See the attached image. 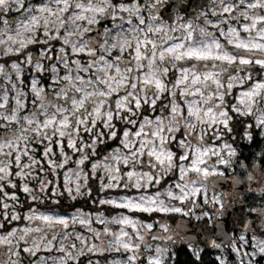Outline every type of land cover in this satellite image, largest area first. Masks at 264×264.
<instances>
[{"label": "snow or ice", "instance_id": "1", "mask_svg": "<svg viewBox=\"0 0 264 264\" xmlns=\"http://www.w3.org/2000/svg\"><path fill=\"white\" fill-rule=\"evenodd\" d=\"M13 2L22 17L18 27L0 28V58H16L10 65L16 81L30 70L27 65L37 76L29 81L27 92L21 90L11 97L0 86V246H7L16 257L21 252L36 256L44 247L49 257L41 258V264H48L53 251L61 257L53 258L52 264H69L87 254L112 250L131 253L127 264H136L143 254L142 233L156 240L164 238L151 236L156 227L165 233L170 230L158 221L142 223L121 213L109 223L129 226L131 231L123 227L118 233L108 227L103 233L90 229L91 235L85 238L64 230L76 224L103 225L102 216L93 220L79 210L72 216H61L52 214V209L40 212L32 205L27 215L15 211L18 195L10 189L29 194L35 202L40 196L33 194L28 181H36L41 194L56 191L59 195V188L49 187L54 182L41 178L40 172L52 174L70 162L78 167L67 174L68 183L60 188L72 199L88 194L82 191L81 173L90 165L85 181L98 169L112 181L102 183V190L145 189L166 183L164 177L170 173L175 178L164 193L156 190L153 195L100 200V204L132 213H162L161 219L173 223L175 216L168 214L191 216L197 197L223 208L219 196H207L204 184L209 177L224 175L216 164H231L223 153L233 157L236 152L229 144L216 147L204 141L209 133L215 140L222 139L225 132L232 131L231 123L238 116L254 117L256 126L264 128V76L248 72L249 66H258L264 73V0H205L207 7L201 5L204 10L198 13L204 26L180 22L183 18L178 17L175 27L148 26L142 14V10L158 9L165 0H136L134 6L114 0H38L31 7V0H0V24H7L2 12L11 11ZM120 12L139 18L125 25ZM117 20L120 22L112 23ZM102 21L110 24L100 34L102 42L86 39ZM175 31L180 35L169 34ZM36 45L40 48L34 61L29 49ZM41 72L50 74V85L42 86ZM0 78L13 81L5 63H0ZM12 88H16L15 81ZM237 90V102L229 103L227 98ZM13 102L15 107L9 109ZM247 138L252 139L250 133ZM109 140L116 147L100 156ZM69 150L78 158L73 159ZM211 157L216 161L209 166ZM145 160L150 170L139 171ZM16 177L26 181L22 188ZM165 200L182 206H170ZM25 221L36 222V226L6 229V225ZM33 233L39 234V242L33 238L28 247L19 244L27 243L26 238ZM100 235L111 237L108 248L93 243ZM64 237L71 241L66 246ZM239 239L248 243L243 236ZM17 247L20 251L14 250ZM73 249H77L76 255ZM155 251L159 255L149 258L147 264H163L167 250L157 247ZM236 251L245 264L243 256L248 253L239 247ZM256 252L264 255V240L256 241Z\"/></svg>", "mask_w": 264, "mask_h": 264}, {"label": "rangeland", "instance_id": "2", "mask_svg": "<svg viewBox=\"0 0 264 264\" xmlns=\"http://www.w3.org/2000/svg\"><path fill=\"white\" fill-rule=\"evenodd\" d=\"M169 0H165V3L160 5L158 9L153 10L151 12H148L146 10H142V14L145 17L146 24L148 26H155V25H162V26H168L171 25L172 27H175L177 24V18L182 17L183 19L180 22H192L193 24L197 26H204L203 19L197 14L196 17H186L185 15L178 13L176 14V17L174 21L171 23L168 20L164 19L161 15V8L167 4ZM114 2H122V3H128L131 2L133 6L136 3V0H114ZM38 0H31L29 3V7H31L32 4H37ZM11 11H3L2 16L3 19L7 21V24H0V28H3L7 30L8 28L12 27H18L20 19L22 17V13L17 12V6L15 3H10ZM201 12V11H200ZM119 16H122L123 22L125 25H127V22L129 20L135 22L139 17L135 15H130L128 13L120 12ZM156 16L157 19L153 21L150 17ZM110 20V17L107 18ZM120 21H112V23H119ZM108 27H110V24L107 22H103L101 25H96L93 28V32L86 36V39L93 40L95 39L97 43L102 42L103 36L100 35L103 33ZM173 36L180 35L179 31L171 32L169 33ZM59 44L56 45L57 48H59ZM231 46H229L230 48ZM39 45L31 46L29 49V54L33 57V60L37 58L39 54ZM259 55V53H258ZM15 57H12L9 59L8 57L0 58V63H5V67L9 71V73L12 74L13 81L16 82V88H12V82L8 79L0 78V86L3 87L4 91L7 92L9 97L16 95L18 91H24L27 92L28 88L30 87L29 81L37 76L36 72L32 70L31 65H27L26 67L30 69L29 71H25L19 81L15 80V73H12V70L10 68V65L13 61H15ZM43 59V58H41ZM88 59H91L90 57ZM20 60H23V56L20 57ZM44 63L47 65L51 62L44 61ZM231 71V69H230ZM248 72L255 76H264V73L260 72L258 66H249ZM236 75H241V73H234ZM39 77L41 79L42 86H47L52 83L49 76H46L45 73L41 72L39 74ZM238 90L235 92V94L230 95L227 100L229 103L235 104L236 96L238 95ZM49 99H52L50 96ZM166 103V101H165ZM9 109L15 107L14 102L8 105ZM26 114V113H25ZM148 115H155V113H147ZM260 114L259 108L257 109V115ZM241 119V121H238V123H234V120L231 123V132H225L223 134L222 139L215 140L213 139V134L209 133L208 136L205 137V143L209 145H213L216 147H221L223 144H229L232 146V148L236 152V156L229 157L227 153L224 154L225 159H231L230 165H220L216 164V168L223 172L224 175L222 177H209L208 180L204 184V189L207 193V196L209 198L213 196H219L221 198V203L223 204V208L221 209L219 206L214 205L212 202H201L199 197L196 198V204L193 206L192 209V215L187 216V218L195 219V220H207L209 224L212 226V229L214 228L215 221L219 219L221 216V211L223 209H227L230 204L233 202L236 203L238 200H243L246 202V208L248 215L258 221H261V224L257 227L246 228L244 230H237L233 234L232 240L228 242H220L216 243V245H219V247H216V245L213 247V251L215 252V255L217 259L219 260V264H241L242 256L241 254L237 253L236 248L239 247L242 249L243 252L248 253V255L243 256V260L245 261V264H264V255L259 254L256 252V241L257 240H264V156L260 155V157H254L250 159V162L247 160H244L240 149L238 148L239 142H235L234 139H236V135L234 133L235 129H243L244 131V137L248 140V142H251L252 139L247 138V134L250 133L253 138V131H258L259 138H264V128H260L256 126V120L254 117L251 116H238V119ZM118 126H122L120 122H117ZM249 125H252L249 127ZM84 140H88V136L84 137ZM195 143V141H193ZM263 145V144H262ZM116 147V144L113 143V141L109 140L107 141V145L104 146L102 151L100 152V156H105L111 153L112 149ZM174 150L176 149V146L173 145ZM264 149V145H263ZM37 150V155H38ZM69 155L72 156L73 159H77L75 153H72L69 150ZM57 159L60 160V162L63 161L62 157H57ZM216 161V157H211L209 160V166H212V164ZM87 163V162H86ZM78 166L74 163H69L66 165L64 169H58L53 170L52 174L45 175L44 172H40V177L47 179L49 181H53V184H50L49 187L51 188H59V191L61 194H57L56 191L52 192H45L41 194L39 192V185L36 181H28L30 187L33 188V194L40 196V199L37 201H33L31 199V196L29 194L23 193L22 191H17L16 189H10V191H16L18 195V203L16 205L15 211L18 212L21 215H27L28 214V208L29 205H32L34 208H38L40 212L47 213L48 209H52V214L61 215V216H72L79 212L83 213L86 216L91 217L93 220L97 216H102L105 220V224L101 225L99 222L91 223L89 226H82L79 224L71 225L69 229H66L64 231H75L77 235H84L85 238L89 237L91 235L90 229L96 230L100 233H103V228L108 227L110 228L111 232L118 233L120 229L123 227L128 231H131L129 226H123V225H117L114 223H109L113 217H118L121 213L125 215H129L132 219L142 222V223H153L158 221L160 224H166L169 226L168 232H163L159 227H156L152 232L151 236H158V237H164L163 239H151L150 235L147 232H143L142 234L145 236V240L142 244L143 254L139 256L138 260L136 261V264H147V261L149 258L156 257L159 255L156 253L155 249L157 247L161 249H166L167 251L163 255V264H173V258L175 257L176 248L180 245H186L189 250L193 251L195 254L199 253V251L204 248L202 244L200 246H197L196 243H188L187 239L185 237V233L177 229L169 219H161V216L159 214L162 213H142V212H135L132 213L130 210L127 209H119L116 208L113 205L109 204H100V200H107V199H113L120 201L125 197L129 198H136L140 195H153L156 190H159L161 193H164L166 189L170 188L172 184L175 182V178L173 177V174H168L164 177V181L161 184H156L154 187L145 188V189H136V188H112V189H101L102 183H112V181L108 180L103 173V170L98 169L97 172L92 173L91 177L85 181L84 173H87L90 171V165L88 167L84 168V172L81 173V181L84 182V188H82L83 192H87V195H81L78 196L76 199H72L69 197V195L64 192L63 188H60V185L67 184L68 181L66 179V176L68 173H70L73 169H76ZM84 167V166H79ZM139 171L147 172L149 171V167L147 166V161L145 160V164L142 167L138 168ZM39 171V170H37ZM152 171H155L152 169ZM172 177V178H170ZM251 177V179H249ZM195 178V177H193ZM229 179V180H235V179H242L246 185L249 186V190H247L245 193H241L239 195H236L234 191L227 190L225 188H222L214 183L217 179ZM16 179L21 188L23 184L26 182L25 180H21L20 178L16 177ZM75 180V178H73ZM227 183V182H226ZM228 185V183H227ZM233 188H237L236 185H233ZM178 191V190H177ZM161 199H164V196H161ZM11 203V201H9ZM165 203H168L170 206H182V204L175 200H165ZM187 210V209H185ZM204 213H208L207 216H204ZM176 216H182V214H173ZM197 217H200L197 219ZM34 227L36 226V222H33L29 224L27 221H25L23 224H20L19 222H14L13 225H6V229L10 227ZM59 227V226H58ZM215 229V228H214ZM19 235V233H18ZM171 237V239H168L167 237ZM243 236L248 240V243H243L240 241V237ZM35 238L39 242V234L33 233L30 236H28L27 243L24 241H19V244L23 247H28L32 243V239ZM74 239V238H73ZM111 237L107 235H100L99 238L94 239L93 243L98 246L101 249L108 248L109 247V241ZM71 241L64 237V245L66 246ZM148 245V247H144V245ZM60 245H58L59 247ZM80 245L77 243V249H79ZM212 248V247H211ZM77 249H73V255H76ZM15 251H20V248L17 247L14 249ZM256 253V254H253ZM131 253H125L124 251H102V252H95L92 254H87L84 256L79 257L77 260L70 261L69 264H115L116 261H120L121 264H127V257ZM43 257H49V253L46 248L42 247L36 256H30L27 253L21 252L19 257L12 256L7 246H0V264H11V261H18V264H41V258ZM61 257V253L58 251H53L51 253V258L48 259V264H52L53 258H59Z\"/></svg>", "mask_w": 264, "mask_h": 264}, {"label": "water", "instance_id": "3", "mask_svg": "<svg viewBox=\"0 0 264 264\" xmlns=\"http://www.w3.org/2000/svg\"><path fill=\"white\" fill-rule=\"evenodd\" d=\"M204 5L206 8L205 0H192L189 4L188 0H169L166 5L161 8V15L169 22H173L176 13L180 12L187 17H196L197 14L204 10L200 6ZM187 10L184 11L183 9ZM228 185H227V183ZM218 186L227 190H232L236 195L245 193L249 190V186L245 184L242 179H217L214 181ZM236 185L237 188H233ZM164 216L165 214H159ZM169 216H175V223L171 219V223L180 231L185 233V237L188 242H197L204 246H213L215 243V237L213 236L210 224L206 220H194L184 216H176L168 214ZM261 224L258 221L247 214L246 202L239 200L238 203H234L228 206L227 209L221 211V218L216 221L215 227L218 229L219 240L222 237L231 238L232 231L244 230L246 228L257 227ZM228 240V241H229Z\"/></svg>", "mask_w": 264, "mask_h": 264}, {"label": "trees", "instance_id": "4", "mask_svg": "<svg viewBox=\"0 0 264 264\" xmlns=\"http://www.w3.org/2000/svg\"><path fill=\"white\" fill-rule=\"evenodd\" d=\"M241 121L239 118L235 117L234 123ZM236 135L235 142H239L238 148L241 151V154L244 160L250 162L251 158L264 156V138H259V132L253 131V138L251 142L244 137L243 129H235ZM263 144V145H262ZM264 163V161H263ZM202 257L197 258L196 254L188 249L186 245H180L176 248L175 257L173 258V264H219V260L216 258V255L213 252L206 250Z\"/></svg>", "mask_w": 264, "mask_h": 264}, {"label": "flooded vegetation", "instance_id": "5", "mask_svg": "<svg viewBox=\"0 0 264 264\" xmlns=\"http://www.w3.org/2000/svg\"><path fill=\"white\" fill-rule=\"evenodd\" d=\"M216 222V221H215ZM218 229L217 228H213L212 229V233H213V235H214V237H215V239H217V240H219V235H218ZM224 239H225V237H222L221 236V240H219L220 242H223L224 241ZM188 242V241H187ZM189 243V242H188ZM197 244V243H196ZM197 246H200L199 244L197 245ZM209 250L210 252H213L214 254H215V252L213 251L214 249L213 248H211V249H209V248H202L200 251H199V253H197L196 254V257L197 258H200V257H202V255L205 253V252H207L206 250ZM191 251V250H190ZM193 252V251H192ZM217 258V257H216Z\"/></svg>", "mask_w": 264, "mask_h": 264}]
</instances>
